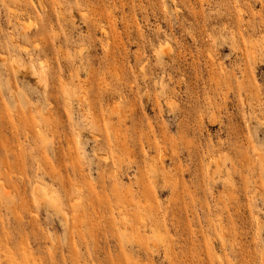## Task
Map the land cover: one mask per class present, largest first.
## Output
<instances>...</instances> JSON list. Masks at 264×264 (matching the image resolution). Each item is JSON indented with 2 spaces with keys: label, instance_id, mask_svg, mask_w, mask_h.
<instances>
[{
  "label": "rangeland",
  "instance_id": "374dc122",
  "mask_svg": "<svg viewBox=\"0 0 264 264\" xmlns=\"http://www.w3.org/2000/svg\"><path fill=\"white\" fill-rule=\"evenodd\" d=\"M0 182V264H264V0H0Z\"/></svg>",
  "mask_w": 264,
  "mask_h": 264
},
{
  "label": "bare ground",
  "instance_id": "6f19581e",
  "mask_svg": "<svg viewBox=\"0 0 264 264\" xmlns=\"http://www.w3.org/2000/svg\"><path fill=\"white\" fill-rule=\"evenodd\" d=\"M40 7H41V6H40ZM45 8H46V7H45ZM104 29H105V28H104ZM27 31H28V30H27ZM102 32H103V31H102ZM104 33H105V32H104ZM106 33H107V32H106ZM169 45H170V44H169ZM161 46H163V45H161ZM167 46H168V45H167ZM165 47H166V46H165ZM168 47H169V46H168ZM162 49H163V48H162ZM162 49H161V50H162ZM164 49H165V48H164ZM164 49H163V50H164ZM169 49H170V48H169ZM171 51H172V50H171ZM162 52H163V51H162ZM169 52H170V51H169ZM159 54H160V53H159ZM159 54H158V55H159ZM162 54H163V53H162ZM165 55H166V54H165ZM160 56H161V55H160ZM16 66H17V65H16ZM14 69H15V68H14ZM42 69H43V68H42ZM34 73H35V72H34ZM36 78H37V77H36ZM46 78H47V77L45 76L44 71L41 70V73H40V80H41L42 82H46V81H47ZM37 79H38V78H37ZM41 81H40V82H41ZM45 84H47V82H46ZM251 91H252V90H251ZM214 125H215V124H214ZM43 142H44V141H43ZM162 151H163V150H162ZM163 155H164V154H163ZM84 156L87 157V154L85 153ZM84 156H83V157H84ZM85 157H84V158H85ZM104 158H105V157H104ZM164 158H165V157H164ZM85 160H86V159H85ZM87 160H88V159H87ZM210 162H211V161H210ZM214 162H215V161H214ZM89 167H90V166H89ZM0 183H1L2 186H3V183H2V182H0ZM1 184H0V185H1ZM35 185H36V184H35ZM35 185H34V186H35ZM34 186H33V187H34ZM36 186H37V185H36ZM38 187H40V186H37V188H38ZM42 187H43V186H42ZM42 187H41V188H42ZM2 188H3L4 192H5L6 190L4 189V187H2ZM43 188H44V187H43ZM33 189H34V188H33ZM45 189H46V188H45ZM45 189H44V190H45ZM43 192H44V191H43ZM5 193H6V192H5ZM7 193H8V191H7ZM7 193H6V194H7ZM37 193H38V192L36 191V194H37ZM9 194H10V193H9ZM42 194H43V193H42ZM44 197H45V196H44ZM34 199H35V198H34ZM52 199H53V198H52ZM35 200H36V199H35ZM36 202H37V201H36ZM39 202H40V201H39ZM54 202H55V201H54ZM78 202H79V201H77V203H78ZM66 216H67V215H66Z\"/></svg>",
  "mask_w": 264,
  "mask_h": 264
}]
</instances>
